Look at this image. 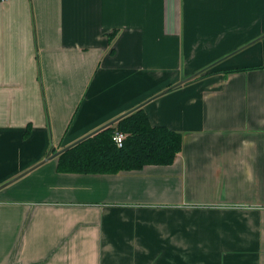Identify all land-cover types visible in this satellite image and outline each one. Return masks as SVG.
I'll list each match as a JSON object with an SVG mask.
<instances>
[{"label":"crops","instance_id":"obj_1","mask_svg":"<svg viewBox=\"0 0 264 264\" xmlns=\"http://www.w3.org/2000/svg\"><path fill=\"white\" fill-rule=\"evenodd\" d=\"M139 107L171 164L57 171ZM0 264H264V0H0Z\"/></svg>","mask_w":264,"mask_h":264},{"label":"trees","instance_id":"obj_2","mask_svg":"<svg viewBox=\"0 0 264 264\" xmlns=\"http://www.w3.org/2000/svg\"><path fill=\"white\" fill-rule=\"evenodd\" d=\"M115 131L125 134L121 146L113 140ZM180 149L181 134L152 125L139 107L60 152L56 169L102 174L139 170L147 164H171Z\"/></svg>","mask_w":264,"mask_h":264},{"label":"built area","instance_id":"obj_3","mask_svg":"<svg viewBox=\"0 0 264 264\" xmlns=\"http://www.w3.org/2000/svg\"><path fill=\"white\" fill-rule=\"evenodd\" d=\"M124 137H125V134L124 133L117 131L113 135V140L115 141V143L117 144V146H121Z\"/></svg>","mask_w":264,"mask_h":264},{"label":"water","instance_id":"obj_4","mask_svg":"<svg viewBox=\"0 0 264 264\" xmlns=\"http://www.w3.org/2000/svg\"><path fill=\"white\" fill-rule=\"evenodd\" d=\"M89 136V135H88ZM84 138H86V137H84ZM83 138V139H84ZM82 140V139H81ZM81 140H79V141H81ZM79 141H77V142H79ZM76 143V142H75ZM75 143H73L72 145H74ZM72 145H70V146H72ZM70 146H68V147H66V148H69Z\"/></svg>","mask_w":264,"mask_h":264}]
</instances>
